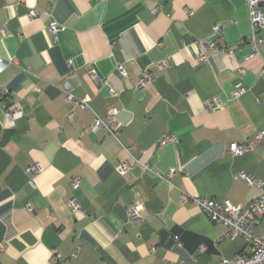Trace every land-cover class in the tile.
<instances>
[{
  "label": "crops",
  "instance_id": "0c3cea01",
  "mask_svg": "<svg viewBox=\"0 0 264 264\" xmlns=\"http://www.w3.org/2000/svg\"><path fill=\"white\" fill-rule=\"evenodd\" d=\"M249 1L0 0V59L15 62L0 71V264H221L251 253L179 203L183 194L242 206L264 196V30L253 31L254 54ZM144 72L154 79L140 90ZM66 85L90 108L70 106ZM214 99L220 108L208 107ZM111 107L117 140L91 132ZM6 109L22 116L9 124ZM165 134L175 140L159 146ZM255 136L252 151L232 155ZM32 164L42 172L28 173ZM241 173L262 187L235 180ZM263 226L264 217L254 234Z\"/></svg>",
  "mask_w": 264,
  "mask_h": 264
},
{
  "label": "built area",
  "instance_id": "2783aa9c",
  "mask_svg": "<svg viewBox=\"0 0 264 264\" xmlns=\"http://www.w3.org/2000/svg\"><path fill=\"white\" fill-rule=\"evenodd\" d=\"M262 3V0H250L248 3L249 6V21L251 28V36L249 39V43L253 48L254 54L257 53L256 50V41L253 37V31L255 29L264 30V15L259 10V5ZM29 18L35 17V12L30 11L28 14ZM48 30L52 34H56L59 31V27L56 23H50L48 25ZM212 32L214 34L220 35V28L218 26H214L212 28ZM207 48L214 52H223L224 50L216 47L213 43L208 44ZM199 61H204L205 57L202 52H200ZM15 64L14 61H3L0 59V71L4 70L8 66ZM167 62L162 61L158 63L156 66L158 68H162L166 66ZM117 71L120 75H125V72L121 66L117 68ZM90 75L93 79H95L94 73L91 71ZM261 77L264 78V60L263 67L261 71ZM153 76L149 72L142 73L139 82L137 83V87L140 90H143L148 84L153 81ZM66 102L74 107H79L81 110L86 111L90 108L88 102L86 100L76 99L69 86L63 90ZM109 95L114 94L113 89L108 90ZM244 93V89L240 86L236 87L232 92V97L237 98ZM208 107L210 109H216L221 107V103L214 99L211 103H208ZM118 115V110L115 107H111L108 109L105 117L102 118L98 115L94 116L91 132L96 133L99 130H105L108 135L117 140L120 132L118 129V125L116 122V117ZM22 116L21 111L14 109H6L5 117L9 124H13V122L19 119ZM71 117V116H69ZM175 137L170 134H165L159 141V146H164L166 144L174 142ZM262 138L260 136H255L252 139L241 143V144H232L230 146V152L232 155H241L248 151H252L257 145L260 144ZM145 167V165H144ZM129 167L126 164H120L117 168L119 174L124 175ZM42 167L38 164H32L27 169L28 173L38 174L42 172ZM175 171L171 170L168 172V177H173ZM235 180L242 181L246 183L250 187H262L261 181L252 177L247 173H241L236 175ZM29 186L33 187L31 181H29ZM79 187V179L74 178L72 180V188L76 191ZM179 203L184 205L187 203H193L200 212L207 218L210 223L220 224L225 228V233L223 237L228 240H232L235 238H242L245 240L251 247V253L249 255H240L235 256L231 259L223 258L221 260V264H264V226L260 234H254L255 227L260 223L261 218L264 217V196L252 201L251 203L242 206V205H233L230 201L225 200L222 202H216L211 199L198 198V197H188L187 195H181L179 198ZM69 207L74 214L81 213L82 209L77 201L72 198L69 201ZM140 211L141 207L139 206H131L128 209V214L132 220L140 219ZM177 240V237H175ZM2 250V246H0V251ZM59 258L57 251L53 249L51 251V261L55 263Z\"/></svg>",
  "mask_w": 264,
  "mask_h": 264
}]
</instances>
